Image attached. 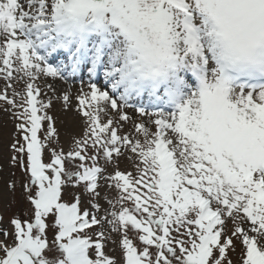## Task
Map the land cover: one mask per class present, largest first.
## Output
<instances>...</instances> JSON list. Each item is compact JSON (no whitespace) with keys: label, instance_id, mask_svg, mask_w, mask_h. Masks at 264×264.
Listing matches in <instances>:
<instances>
[{"label":"snow or ice","instance_id":"6c2138e0","mask_svg":"<svg viewBox=\"0 0 264 264\" xmlns=\"http://www.w3.org/2000/svg\"><path fill=\"white\" fill-rule=\"evenodd\" d=\"M26 8L0 0V71L27 81L19 103L6 94L0 100L17 110L11 162L25 171L32 206L30 220L13 218L14 232H3L14 243L0 241V264H115L102 251L103 230L95 240L89 235L105 220L121 235L124 264H231L234 239L243 246L241 264H264V0H26ZM55 54H66L67 64L48 63ZM81 66L91 75L102 67L119 96L90 84L76 97L88 121L84 136L67 153L49 148L44 162L55 129L38 114L50 105L38 101L35 82L64 80ZM144 93L158 110L137 109L156 117L154 134L135 125L143 142L100 121L109 107L119 111ZM124 148L136 158V174L106 177L117 196L98 217L97 161L111 163ZM81 182L92 212L81 211L79 197L62 201V186Z\"/></svg>","mask_w":264,"mask_h":264},{"label":"rangeland","instance_id":"374dc122","mask_svg":"<svg viewBox=\"0 0 264 264\" xmlns=\"http://www.w3.org/2000/svg\"><path fill=\"white\" fill-rule=\"evenodd\" d=\"M26 8V0H20ZM27 10V8H26ZM115 31V30H113ZM3 41H0L2 44ZM119 44L118 40L113 41V47ZM18 51V50H17ZM62 57L57 58V64L55 61H49L50 56L47 57V62L52 64L54 67H60L62 62L67 64L66 55H61ZM13 67L15 68V58L13 57ZM0 69H3L2 57H0ZM84 74H87V68L81 66L80 70L73 74L68 75L65 71V79L61 80L59 78H40L35 83L39 88V93L37 99L40 102L49 104L50 106L43 109L42 113L46 114L52 118V124L55 129V136L52 143L44 149L43 160L44 162L50 161L49 148H56L58 151L62 150L67 153L72 147L73 142L76 139H80L84 136L86 127L88 126L87 118L84 117L79 109L76 97L83 93L90 92L89 83H84L81 80L80 72L82 70ZM102 70V69H101ZM100 71V70H98ZM190 76V74H188ZM52 81V82H51ZM26 78L23 77L22 73L13 71V77L11 79H5L3 71H0V94H6L9 98H15L17 103L23 95L26 94ZM194 79L190 80V83H194ZM98 89L102 91L109 92L114 98H118L119 92L112 93L110 88L109 80H98L94 83ZM248 90L245 89V92ZM14 93L21 94L20 96L14 97ZM64 94L69 95L70 100L65 103L62 99ZM140 100L144 103L135 104L132 103L133 100ZM130 102V103H129ZM117 103H121L117 99ZM158 103L153 98L149 97L147 93L141 96H132L128 101L126 107L116 111L108 108L107 114H101L100 121L107 122L109 119L113 121L111 127L117 128L118 135L121 137L128 134L131 139H139L141 142L144 140V135L142 132H137L135 125L141 124L148 127L151 133L157 131V127L154 122L149 123L150 120L154 121L156 117H150L149 115H141L137 112L138 108H144L148 113L157 111L158 108L152 109L145 106L156 107ZM150 106V107H152ZM39 107V104H38ZM164 111H171L170 106L163 105ZM149 108V109H148ZM17 110L7 104L4 100H0V241H7L9 245L13 244V238L11 235L5 236L3 232L8 233L14 232V226L11 225L10 221L13 218H19L21 221L30 220L31 215V204L26 199L27 193L24 188V184L27 181V176L25 171L21 169L20 165L17 163L15 165L11 162V157L13 152L10 148L11 144L15 141H20V133L17 131L15 125L18 123L14 113ZM121 113L126 115L125 120H121ZM48 126V121L42 122V129L46 130ZM167 135V132L165 133ZM38 135L43 138L44 132L38 133ZM91 154L92 149L88 150ZM76 163H79L77 160ZM91 164V161H87ZM98 165L102 168V173L98 176L97 189L94 202L100 207L96 212L98 217L105 216L106 212H110L111 208L108 199H114L117 196V191L114 187H109V181L106 177L110 174H114L115 171L119 170L124 173L136 174L135 164L137 163L135 156L127 149H122V154H113L111 163H107L104 159H98ZM12 185V187H10ZM79 197V208L81 211L88 209L92 212L91 203L93 202V197L89 193L84 191V183L80 184H66L62 186V201L63 202H76V198ZM244 227L248 226V222L245 221ZM233 223L231 219H228L225 224L226 234L228 230L232 229ZM103 230L104 239L102 242V251L114 260L115 264H124L123 250L120 246L121 235L118 232L111 230V226L105 221L99 226H92L89 235L93 240L97 239L96 233ZM173 235H176L173 233ZM129 236L132 237L133 233L129 232ZM45 238L51 242L53 240V233L51 231H46ZM235 249H229L226 253L228 260L231 264H241L243 246L240 241L235 240ZM134 244L139 248L140 242L134 239ZM155 252V249H151ZM48 255V253H45ZM3 253L0 252V256ZM94 258V257H93Z\"/></svg>","mask_w":264,"mask_h":264},{"label":"bare ground","instance_id":"6f19581e","mask_svg":"<svg viewBox=\"0 0 264 264\" xmlns=\"http://www.w3.org/2000/svg\"><path fill=\"white\" fill-rule=\"evenodd\" d=\"M35 37L33 36V39H34ZM37 51L41 54V55H43L44 54V50L43 49H37ZM50 59L52 60V61H55L57 64H60L59 62H57V60H55V59H53L52 57H51V55H50ZM49 62V61H48ZM102 69V70H101ZM98 70H100V71H98ZM103 71H104V69L102 68V67H99L98 66V68H97V71H96V73H95V75H82V77H81V80L84 82V83H89V85L90 84H94V83H96V82H98V80H102V81H104L105 80V77L103 76ZM50 79H52V78H50ZM52 82V81H51ZM156 108H158V104H157V106H156Z\"/></svg>","mask_w":264,"mask_h":264}]
</instances>
